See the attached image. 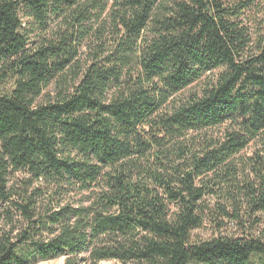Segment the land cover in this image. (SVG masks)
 I'll return each instance as SVG.
<instances>
[{
    "label": "trees",
    "instance_id": "obj_1",
    "mask_svg": "<svg viewBox=\"0 0 264 264\" xmlns=\"http://www.w3.org/2000/svg\"><path fill=\"white\" fill-rule=\"evenodd\" d=\"M255 9L0 0V264H264Z\"/></svg>",
    "mask_w": 264,
    "mask_h": 264
},
{
    "label": "rangeland",
    "instance_id": "obj_2",
    "mask_svg": "<svg viewBox=\"0 0 264 264\" xmlns=\"http://www.w3.org/2000/svg\"><path fill=\"white\" fill-rule=\"evenodd\" d=\"M252 12L254 16H256V18L264 20V0H257V10L255 9ZM261 148H262L261 144L259 143L254 144V142H250L245 147L242 153L246 155H251L253 151L257 149H261ZM225 229L228 231H235L236 227L234 226L233 223H229L228 226L225 227ZM262 230H264V220H263V223L257 226L256 234H260ZM213 234H215L214 229L212 228V225L208 221H205L200 228L195 229L193 231L194 238L196 239L204 240V239L211 237ZM62 262H63V258H58L54 260L40 261L37 264H60Z\"/></svg>",
    "mask_w": 264,
    "mask_h": 264
}]
</instances>
